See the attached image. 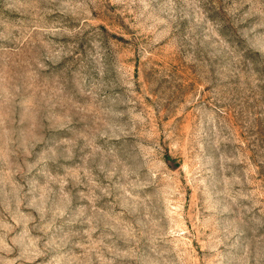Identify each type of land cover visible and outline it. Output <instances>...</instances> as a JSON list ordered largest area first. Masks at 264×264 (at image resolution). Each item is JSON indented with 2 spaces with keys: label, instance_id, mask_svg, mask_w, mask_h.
Returning <instances> with one entry per match:
<instances>
[{
  "label": "rangeland",
  "instance_id": "rangeland-1",
  "mask_svg": "<svg viewBox=\"0 0 264 264\" xmlns=\"http://www.w3.org/2000/svg\"><path fill=\"white\" fill-rule=\"evenodd\" d=\"M0 264H264V0H0Z\"/></svg>",
  "mask_w": 264,
  "mask_h": 264
}]
</instances>
